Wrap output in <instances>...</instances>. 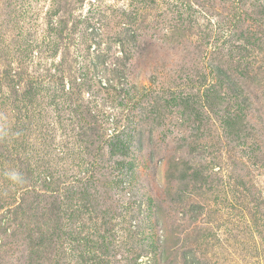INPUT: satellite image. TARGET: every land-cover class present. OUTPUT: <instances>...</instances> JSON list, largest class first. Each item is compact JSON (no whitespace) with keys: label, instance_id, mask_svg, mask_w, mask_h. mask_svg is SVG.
<instances>
[{"label":"rangeland","instance_id":"obj_1","mask_svg":"<svg viewBox=\"0 0 264 264\" xmlns=\"http://www.w3.org/2000/svg\"><path fill=\"white\" fill-rule=\"evenodd\" d=\"M0 264H264V0H0Z\"/></svg>","mask_w":264,"mask_h":264},{"label":"clouds","instance_id":"obj_2","mask_svg":"<svg viewBox=\"0 0 264 264\" xmlns=\"http://www.w3.org/2000/svg\"><path fill=\"white\" fill-rule=\"evenodd\" d=\"M12 179H13V180H17L18 177H17L15 174H13V175H12Z\"/></svg>","mask_w":264,"mask_h":264}]
</instances>
